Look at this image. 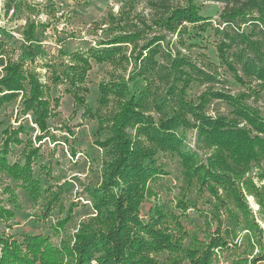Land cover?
<instances>
[{"label":"trees","instance_id":"1","mask_svg":"<svg viewBox=\"0 0 264 264\" xmlns=\"http://www.w3.org/2000/svg\"><path fill=\"white\" fill-rule=\"evenodd\" d=\"M196 1L188 0L183 7L167 10L164 23L180 38L186 31L207 30L212 25L209 17L201 14ZM215 1L225 4L221 14L224 26L214 28L221 36L217 50L222 63L240 82L257 81L259 88H264V0ZM133 39V35L117 36L108 42L112 46L93 50V57L99 62L114 59L122 50L121 43ZM164 39L159 36L143 46L127 79L99 86L102 102L110 94L120 102L119 110L100 127L107 128V136L98 142L109 149L112 158L101 185L91 188L100 213L96 219L99 226H88L78 234L75 248L67 247L64 251L52 248L48 237L40 231L17 234L20 238L0 233V264H91L92 260L98 264H264L262 253L253 260L240 256L224 261L219 257L220 252L233 245L230 235H237L236 228L248 230L250 234L245 240L250 247L254 244L251 240L257 224L238 184L251 163L264 167V115L246 103V93L233 96L208 89L196 99L190 98L188 90L194 81L217 78L180 49L166 52V62L160 61L158 55L163 53ZM181 44L185 45L182 40ZM80 59L88 62L82 56ZM21 67L19 63L8 66V75L0 79V107L14 99L17 91L25 89L29 73ZM73 71L70 81L83 80L85 68ZM251 91L256 94L259 90ZM44 92L38 79L31 75V95L23 101V113L32 111L41 131L47 132L51 110ZM213 98L227 100L233 106V116L209 115L207 106ZM77 99L83 100L81 96ZM152 111L157 112V118ZM21 130L22 126L5 130L0 168L37 199L39 180L34 177L33 163L39 156V147H31L25 153L24 163H11L6 157L10 146L21 142ZM193 131L196 149L187 140ZM200 150L210 152L207 162L201 159ZM159 151L179 156L184 182L188 189L198 188L199 197L183 194L184 199L178 204L182 207L180 212H165L152 206L148 217L141 219L139 211L148 197L150 183L167 173L158 160ZM219 187L226 197L219 194ZM258 195L264 209V192ZM207 203L212 216L206 220L205 228L193 222L186 211L193 207L204 212ZM51 208L47 204L43 212ZM11 215L0 203L1 219L7 220ZM159 253L163 255L158 256ZM63 254L71 261L59 259Z\"/></svg>","mask_w":264,"mask_h":264},{"label":"rangeland","instance_id":"2","mask_svg":"<svg viewBox=\"0 0 264 264\" xmlns=\"http://www.w3.org/2000/svg\"><path fill=\"white\" fill-rule=\"evenodd\" d=\"M196 3L212 25L207 30L186 31L180 38L164 22L167 10L183 7L188 0H0V79L8 75V66L17 63L22 65V71L29 73L25 89L17 91L14 99L0 107V149L5 130L22 126L18 135L21 142L11 145L6 157L11 163H24L25 153L31 147H39L33 170L40 192L34 199L0 168V203L12 212L7 220L0 217V233L18 236L40 231L48 237L52 248L64 251L67 247L75 248L78 234L88 226H99L96 219L100 213L91 188L101 185L112 158L109 149L98 142L107 136V128L100 127L119 110L120 104L113 94L102 102L99 86L103 82L127 79L138 53L153 38L165 37L161 41L163 53L158 55L160 61L166 62V52L175 53L180 49L217 78L216 81H194L188 90L190 98L196 99L208 89L233 96L246 93V103L264 115V88H259L257 81L240 82L218 54L217 42L221 36L214 28L224 26L221 14L225 4L215 0H197ZM251 26L249 22L247 28L250 30ZM124 35H133L134 39L121 43L122 50L114 59L99 62L93 57V50L112 46L108 42ZM81 56L88 62L84 63ZM84 68L83 80L70 81L73 70L79 72ZM31 75L38 79L50 102L47 132L41 131L32 111L23 113V101L31 95ZM252 89L259 91L254 94ZM77 96L83 100H78ZM232 110L233 106L220 98H213L207 106L211 116L219 113L233 116ZM151 113L158 117L157 112ZM40 135L44 136L41 140ZM187 140L196 149L195 131L188 134ZM199 152L201 159L207 162L210 152ZM157 155L167 173L150 183L148 197L139 211L141 219L148 217L152 206L163 208L165 212L172 209L180 212L182 207L178 204L184 199L183 194L189 198L199 197L198 188L188 189L184 182L179 156L161 151ZM263 174L264 167L251 163L238 184L257 224L251 240L254 244L250 247L245 240L248 230L236 228L237 235H230L233 245L219 253L221 260L240 256L253 260L259 253L264 256V209L258 197L264 192ZM246 180L249 181L245 184ZM247 187L255 193L249 192ZM219 194L226 197L222 187ZM47 204L52 208L43 212ZM206 209L198 212L191 207L186 213L193 222L207 228L206 222L212 216L210 203L206 204ZM222 212L226 214L225 207ZM231 222L230 226H235ZM59 259L71 261L64 254ZM91 264L98 263L92 260Z\"/></svg>","mask_w":264,"mask_h":264}]
</instances>
